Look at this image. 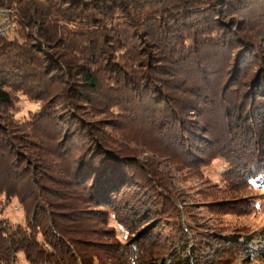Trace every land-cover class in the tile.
I'll return each instance as SVG.
<instances>
[{
  "label": "trees",
  "instance_id": "obj_1",
  "mask_svg": "<svg viewBox=\"0 0 264 264\" xmlns=\"http://www.w3.org/2000/svg\"><path fill=\"white\" fill-rule=\"evenodd\" d=\"M4 8L15 10L17 28L0 37V197H19L28 176L29 189L35 169L25 153L38 143L4 124L14 106L5 87L41 103L29 127L53 142L92 199L108 207L117 197L114 211L127 215L111 214L130 234V217L150 220V196L137 198L141 169L114 138L118 126L198 160L216 143L239 160L243 181L264 192V0H0ZM37 189L27 192L34 214L25 227L2 221L0 202V264H15L18 254L28 264H104L99 245L67 228ZM179 233L173 264H217L226 240L249 243L191 222Z\"/></svg>",
  "mask_w": 264,
  "mask_h": 264
},
{
  "label": "rangeland",
  "instance_id": "obj_2",
  "mask_svg": "<svg viewBox=\"0 0 264 264\" xmlns=\"http://www.w3.org/2000/svg\"><path fill=\"white\" fill-rule=\"evenodd\" d=\"M16 28L15 10L0 9V37H15ZM5 89L11 93L14 106L5 111L4 124L17 129L11 130V134L19 132L24 139L38 142L35 150L25 153L35 169V179L29 182L28 190L32 187L38 192L37 188L42 186L43 193L38 194L39 197L50 204L67 228L86 233L84 239L99 245L104 264H124L123 259L129 261L130 256L135 257L137 264H173L175 251L180 254L182 250L179 229L187 222L225 237L248 236V244L226 243V240L223 243L226 253L215 257L217 264H264V192L243 181L239 160L233 153H226L212 143L213 146L205 147L202 159L198 160L180 149L173 150L164 142L148 138L141 129L130 126L112 129L114 138L135 154L139 163V177L142 179L141 193H137V198L142 200L143 194L150 196L147 200L150 220L143 223V219L139 221L130 217L127 220L130 234L111 214L120 212L117 214L120 219L127 215L124 211H114L115 195L110 199L113 204L106 205L108 207H103L108 199H92L88 190L74 181L57 157L53 142L38 136L29 127L33 115L26 122L13 118L16 112L37 101L22 91ZM28 179L18 184L16 189L22 192L19 197H9L8 200L3 195L0 197L1 219L12 226L25 227L33 218V200L28 190H23ZM131 196L128 199L133 202L136 196ZM148 230L152 234L148 235ZM123 246L125 250H122ZM15 264L28 263L23 254H18ZM94 264L101 263L96 259Z\"/></svg>",
  "mask_w": 264,
  "mask_h": 264
},
{
  "label": "clouds",
  "instance_id": "obj_3",
  "mask_svg": "<svg viewBox=\"0 0 264 264\" xmlns=\"http://www.w3.org/2000/svg\"><path fill=\"white\" fill-rule=\"evenodd\" d=\"M40 110V104L39 102H33L32 105L26 109H22L19 112H16L14 114V119L18 122L25 121L27 119H30L32 115H34L36 112Z\"/></svg>",
  "mask_w": 264,
  "mask_h": 264
}]
</instances>
